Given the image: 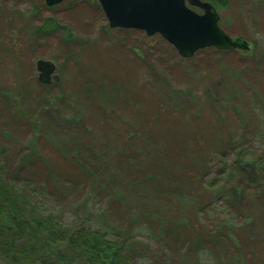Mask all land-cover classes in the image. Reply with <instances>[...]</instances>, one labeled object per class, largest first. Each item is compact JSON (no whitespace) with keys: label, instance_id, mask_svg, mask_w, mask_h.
Here are the masks:
<instances>
[{"label":"rangeland","instance_id":"374dc122","mask_svg":"<svg viewBox=\"0 0 264 264\" xmlns=\"http://www.w3.org/2000/svg\"><path fill=\"white\" fill-rule=\"evenodd\" d=\"M200 1L250 50L182 59L97 0H0V179L126 264H264V0Z\"/></svg>","mask_w":264,"mask_h":264},{"label":"trees","instance_id":"16d2710c","mask_svg":"<svg viewBox=\"0 0 264 264\" xmlns=\"http://www.w3.org/2000/svg\"><path fill=\"white\" fill-rule=\"evenodd\" d=\"M218 4L225 5V0H217ZM218 52L236 53V50ZM7 183L0 179V235L5 236L4 241L0 239L1 262L5 264H126L120 246L109 239L107 242L103 236L96 234L89 227L83 230H61L56 227L54 220L51 221V217L37 214V207L29 204V197L24 194L22 187L6 185ZM237 213L240 214L239 218L243 219L244 224L250 225L253 219L251 216L242 211V208L238 209ZM227 217L229 224L233 222L231 228L238 225L239 220L234 222L235 218H230L229 214ZM226 224L224 222V225ZM228 239L237 242L235 239H230V236ZM254 240L256 241V237ZM196 241L195 239L193 243L196 244ZM219 242L223 243L221 239ZM251 250L253 251V248Z\"/></svg>","mask_w":264,"mask_h":264},{"label":"water","instance_id":"95a60500","mask_svg":"<svg viewBox=\"0 0 264 264\" xmlns=\"http://www.w3.org/2000/svg\"><path fill=\"white\" fill-rule=\"evenodd\" d=\"M65 0H45L52 8ZM112 29L138 30L146 36L160 35L182 59L194 57L201 50H238L246 53L249 44L230 38L218 26L219 16L210 3L200 0H97ZM191 9H199L198 14ZM53 66L38 62L39 80L49 77Z\"/></svg>","mask_w":264,"mask_h":264}]
</instances>
